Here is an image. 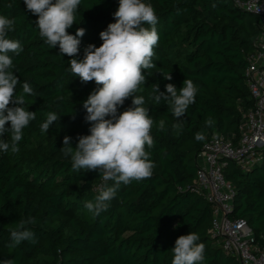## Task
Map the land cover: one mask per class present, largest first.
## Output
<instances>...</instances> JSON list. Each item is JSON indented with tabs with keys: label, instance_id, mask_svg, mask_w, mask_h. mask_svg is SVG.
Here are the masks:
<instances>
[{
	"label": "trees",
	"instance_id": "obj_1",
	"mask_svg": "<svg viewBox=\"0 0 264 264\" xmlns=\"http://www.w3.org/2000/svg\"><path fill=\"white\" fill-rule=\"evenodd\" d=\"M158 17L159 41L154 47L155 65L144 71L145 86L137 95L146 99L145 107L155 122L165 120V130L153 126V175L140 182L120 185L116 197L98 216L84 204L113 181H104L98 171H77L70 157L61 151L65 136L71 146L77 137L88 135L83 108L95 81L83 83L70 72L71 57L50 48L39 36L38 16L27 10L24 0H0V15L15 19L9 38L18 40L23 52L10 53L12 71L28 83L36 96L26 97L25 107L36 112V119L24 129L19 152L0 151V262L13 264H171L176 239L197 233L205 244L203 264H240L236 256L224 251L207 230L212 205L192 190L196 155L212 134L237 139L242 113L251 106L244 70L257 48L262 31L256 15L232 0H144ZM12 4V7H7ZM118 0H82L77 23L67 31L80 39L77 59H83L89 44H102L100 32L114 23ZM147 27V25H145ZM170 74L171 80L164 75ZM189 79L197 86L195 103L180 117L182 130L167 104L149 99L152 84L161 92L171 83L177 89ZM16 106V105H9ZM132 106V98L118 109ZM59 120L41 133L47 112ZM6 114V113H5ZM211 118L213 123L207 125ZM6 127H10L6 125ZM197 133L205 139H195ZM10 142L8 133L0 136ZM229 163L223 170L234 189L232 209L227 217L245 221L251 233L250 244L264 248V147L252 165ZM34 218L25 227L34 233V242L10 246V232L22 220Z\"/></svg>",
	"mask_w": 264,
	"mask_h": 264
},
{
	"label": "clouds",
	"instance_id": "obj_2",
	"mask_svg": "<svg viewBox=\"0 0 264 264\" xmlns=\"http://www.w3.org/2000/svg\"><path fill=\"white\" fill-rule=\"evenodd\" d=\"M81 2L24 0L27 10L38 16L37 28L45 44L52 49L58 46L62 56L71 57L70 72L81 82L95 81L98 85L83 101L84 119L90 124V134L78 136L75 147L71 146L72 138L65 136L61 148L64 156L70 157L73 170L98 171L104 181H113L84 204L89 212L98 216L109 208L121 184L140 182L153 175L155 163L150 159L149 150L155 141L151 131L154 125L164 131L165 120L161 119L157 124L149 115V108L145 107V97L137 93L146 83L144 71L155 67L152 58L159 41L158 17L154 7L144 0H118V8L113 14L115 22L99 34L102 44L99 47L87 45L83 59H77L81 43L78 37H83L85 29L78 28L75 35L67 30L77 23ZM7 7L11 8L12 4ZM14 30L15 19L0 15V136L8 133L10 137V142L0 139V151L5 153L19 152L18 142L23 138L24 129L36 119V112L25 107L26 97L37 95L34 89L25 82L16 92L20 80L12 71L15 66L9 54L18 56L24 49L18 40L9 38V32ZM164 78L171 80L172 76L168 74ZM165 88L166 92H161L159 84H152L149 99L156 104L161 101L167 104L177 121L172 124V129L178 132L183 127L179 118L195 103L198 88L189 79H185L179 89L171 83ZM130 97L132 106L119 112ZM10 104L16 106L10 107ZM59 118L57 113L47 112L46 120L40 125L41 133L49 132L50 125ZM206 123L211 126L213 121L209 118ZM9 124L10 127H6ZM195 139L202 141L205 137L197 133ZM33 223L34 218L20 221L10 232V246L34 242V233L25 227ZM199 240V235L194 232L179 236L171 249V264H203L205 244ZM0 264H13V261L5 260Z\"/></svg>",
	"mask_w": 264,
	"mask_h": 264
},
{
	"label": "built area",
	"instance_id": "obj_3",
	"mask_svg": "<svg viewBox=\"0 0 264 264\" xmlns=\"http://www.w3.org/2000/svg\"><path fill=\"white\" fill-rule=\"evenodd\" d=\"M232 1L256 15L262 28L257 48L244 70L251 106L242 113L237 139L212 134L204 140L196 155L192 190L212 205L207 232L217 244L234 254L240 264H264V248L250 244L251 233L245 221L227 217L232 209L234 189L223 174L229 162L240 167L252 165L259 160L264 147V0Z\"/></svg>",
	"mask_w": 264,
	"mask_h": 264
},
{
	"label": "rangeland",
	"instance_id": "obj_4",
	"mask_svg": "<svg viewBox=\"0 0 264 264\" xmlns=\"http://www.w3.org/2000/svg\"><path fill=\"white\" fill-rule=\"evenodd\" d=\"M233 163L232 162H229V168L232 169L233 168Z\"/></svg>",
	"mask_w": 264,
	"mask_h": 264
}]
</instances>
